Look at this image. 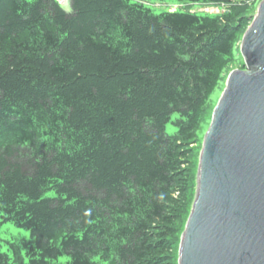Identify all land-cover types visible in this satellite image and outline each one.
I'll use <instances>...</instances> for the list:
<instances>
[{
  "label": "trees",
  "instance_id": "16d2710c",
  "mask_svg": "<svg viewBox=\"0 0 264 264\" xmlns=\"http://www.w3.org/2000/svg\"><path fill=\"white\" fill-rule=\"evenodd\" d=\"M176 1L227 12L0 0V231L30 233L0 239V264H177L190 158L250 0Z\"/></svg>",
  "mask_w": 264,
  "mask_h": 264
},
{
  "label": "water",
  "instance_id": "95a60500",
  "mask_svg": "<svg viewBox=\"0 0 264 264\" xmlns=\"http://www.w3.org/2000/svg\"><path fill=\"white\" fill-rule=\"evenodd\" d=\"M203 135L177 264H264V0Z\"/></svg>",
  "mask_w": 264,
  "mask_h": 264
},
{
  "label": "rangeland",
  "instance_id": "374dc122",
  "mask_svg": "<svg viewBox=\"0 0 264 264\" xmlns=\"http://www.w3.org/2000/svg\"><path fill=\"white\" fill-rule=\"evenodd\" d=\"M139 1L145 3V5H147L152 10V12L155 14H159V13L164 12V11H188V12L197 13L200 15H211V14H217V10L219 7L221 10H223L222 14L227 12V9L223 8V6H214V5H207L206 6V5H200V4L180 2V1H176V0H139ZM260 1L261 0H250V3H249L250 12L248 13V22H247L248 26L251 24L254 16L257 13V6L260 3ZM63 6H64V9H67V10L70 9V5H69L68 0L65 2V4ZM244 33H245L244 31L241 33V38H242ZM240 42H241V40H240ZM240 42L238 43L237 47L234 49V53H236L238 51V61L235 64L231 65L227 69V71L225 72L223 80L220 82L219 86L212 93L211 98H210V104H209V106L207 108V112L205 114V121L202 123L200 130L198 132V138L200 139V141H198V143L194 147L195 148L194 155H192V157L190 158L191 162H192L191 164H192L193 170L195 171V174H196L197 165H198V156H199V152H200V148H201L202 138L208 129L213 108L215 107V105H216V103H217V101H218L219 97L221 96V93L224 89L225 79H226L227 75L232 70L239 69L242 67L243 63H242V58H241L240 51H239ZM175 131H176V129L173 127V125L171 123L166 126V132L168 134L171 135ZM193 199H194V197H193ZM188 216H189V214H188ZM186 221H187V219H186ZM180 227H179L180 229L184 230V228H183V227H185L184 222H182ZM29 237H30V233L28 231L17 229L10 224L3 225L1 228V231H0V239L3 240V242H4L3 243V249L9 248V243H15L17 238L28 239ZM177 253H178V251L176 252V254L174 252L176 263H177Z\"/></svg>",
  "mask_w": 264,
  "mask_h": 264
},
{
  "label": "built area",
  "instance_id": "2783aa9c",
  "mask_svg": "<svg viewBox=\"0 0 264 264\" xmlns=\"http://www.w3.org/2000/svg\"><path fill=\"white\" fill-rule=\"evenodd\" d=\"M60 3H64L65 2V0H58ZM226 13V12H225Z\"/></svg>",
  "mask_w": 264,
  "mask_h": 264
},
{
  "label": "crops",
  "instance_id": "0c3cea01",
  "mask_svg": "<svg viewBox=\"0 0 264 264\" xmlns=\"http://www.w3.org/2000/svg\"><path fill=\"white\" fill-rule=\"evenodd\" d=\"M219 9V8H218Z\"/></svg>",
  "mask_w": 264,
  "mask_h": 264
}]
</instances>
